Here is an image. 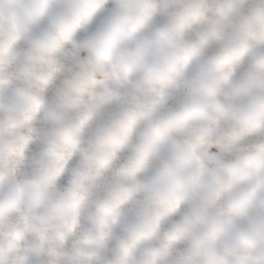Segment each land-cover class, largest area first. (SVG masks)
<instances>
[{
    "label": "clouds",
    "instance_id": "9594fccd",
    "mask_svg": "<svg viewBox=\"0 0 264 264\" xmlns=\"http://www.w3.org/2000/svg\"><path fill=\"white\" fill-rule=\"evenodd\" d=\"M0 264H264V0H0Z\"/></svg>",
    "mask_w": 264,
    "mask_h": 264
}]
</instances>
